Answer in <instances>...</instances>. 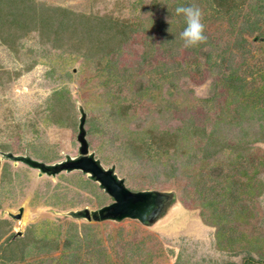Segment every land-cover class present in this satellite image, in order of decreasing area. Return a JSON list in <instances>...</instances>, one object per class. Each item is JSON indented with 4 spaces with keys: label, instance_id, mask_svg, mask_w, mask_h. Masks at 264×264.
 I'll return each instance as SVG.
<instances>
[{
    "label": "rangeland",
    "instance_id": "1",
    "mask_svg": "<svg viewBox=\"0 0 264 264\" xmlns=\"http://www.w3.org/2000/svg\"><path fill=\"white\" fill-rule=\"evenodd\" d=\"M34 1L64 8L69 21L90 17L97 41L114 33L92 51L79 29L0 39V244L15 232L24 243L9 264L264 259V121L245 100L264 74V0H225L228 10L218 0ZM188 4L201 10L206 36L192 47L179 39L184 19L175 13ZM231 71L235 91L224 82ZM82 113L89 153L104 168L133 191L170 192L152 223L73 217L112 198L79 170L39 175L3 155L45 164L78 156ZM151 129L177 140L159 146Z\"/></svg>",
    "mask_w": 264,
    "mask_h": 264
},
{
    "label": "trees",
    "instance_id": "2",
    "mask_svg": "<svg viewBox=\"0 0 264 264\" xmlns=\"http://www.w3.org/2000/svg\"><path fill=\"white\" fill-rule=\"evenodd\" d=\"M224 2L226 1L218 0L217 4L218 6L228 10L229 8L227 9L224 7ZM56 9L57 8H53L48 5H43L39 7L37 6L34 0H0L1 41L4 43H8L9 41H13V39L16 36H20V35L23 36L27 33V31H33L35 29H38L42 35L46 33L49 34L51 31L54 32L55 34L60 35L62 32L67 31L69 29H71L72 33H76V30L79 29L78 31L82 32L81 36L84 35L81 37V40H84L83 37L85 38V36H87L88 39L87 44H89L88 49L90 51L96 50L98 47L97 45L100 44L97 42H101V40H103V38H105L106 36H107L106 41H110L108 35L114 33V31H111V33H108L103 37L100 36L99 38L101 40L97 41V37L100 30H96V27L93 24L90 17L88 18L82 14L81 15L75 14V16L72 17L71 21H69V15H70L69 12H67L64 8L57 9L59 13L56 16L55 13H53V11L54 10L56 11ZM109 29H110L109 27L104 25V28L102 27L101 31L103 30L104 32H108ZM234 75H235V71L229 72V74H227L224 77L225 79L224 82L228 87L231 88V90L235 91L238 88L236 84L238 78H236ZM260 77L262 84L258 88V93H255L254 91H249L248 92L249 94L247 95L246 93L245 95L246 96L245 100L249 102L248 104H246V106L251 105V107L248 106L251 109L250 116L259 115L258 118H261V122H263L264 104L258 105L257 103L262 102V100L264 99V74H262ZM55 124L61 125V123H57V122ZM259 126L261 127L262 125L260 124ZM150 131L154 133V136H152V140H153L152 143H156L159 146H163L165 145V143L169 145L170 141L174 142V140H177L176 133L172 134V133L162 132L161 134L156 135L155 130L151 129ZM188 131H190L191 134H194L196 131H198V128L193 126ZM166 140H170V141L166 142ZM213 145L216 146L214 142ZM235 148H236L235 145L231 146V152L233 151L232 149ZM218 149L219 148H216V150H214L212 154L216 152ZM221 149L222 148H220L219 151ZM236 156L237 157L240 156V153H237ZM234 159L235 158H231L228 164L234 162L235 161ZM251 178L252 176H247L246 179L248 180ZM19 235H20L19 232H15L14 233L15 238H13L12 236V238H9L4 244H0V263L9 264L20 261L23 258L24 249L22 248V246L24 245V243L21 244V241L17 242L20 239ZM21 238H23V236H21ZM250 263L264 264V259L254 260L252 257H248L243 264H250Z\"/></svg>",
    "mask_w": 264,
    "mask_h": 264
},
{
    "label": "water",
    "instance_id": "3",
    "mask_svg": "<svg viewBox=\"0 0 264 264\" xmlns=\"http://www.w3.org/2000/svg\"><path fill=\"white\" fill-rule=\"evenodd\" d=\"M261 40L264 41V37ZM77 141L79 143L78 156L54 164H45L23 155H13L11 153H3V155L39 170V175L43 173L55 175L62 170H79L97 182L98 186L112 198V202L95 210L83 208L72 211L70 215L73 217L84 218L88 221L104 219L120 221L124 218H132L141 221L143 224H150L157 219L169 201L170 192L158 190L133 191L125 186L123 179L115 174L113 168H104L100 161L92 153H89L84 128V113L81 114L78 125ZM22 212L23 207L21 206L18 213L10 216L19 219Z\"/></svg>",
    "mask_w": 264,
    "mask_h": 264
},
{
    "label": "clouds",
    "instance_id": "4",
    "mask_svg": "<svg viewBox=\"0 0 264 264\" xmlns=\"http://www.w3.org/2000/svg\"><path fill=\"white\" fill-rule=\"evenodd\" d=\"M175 13L183 15L184 27L179 33V39L183 41L185 47H192L206 40L202 13L198 7L192 4L179 5L175 9Z\"/></svg>",
    "mask_w": 264,
    "mask_h": 264
},
{
    "label": "flooded vegetation",
    "instance_id": "5",
    "mask_svg": "<svg viewBox=\"0 0 264 264\" xmlns=\"http://www.w3.org/2000/svg\"><path fill=\"white\" fill-rule=\"evenodd\" d=\"M164 208H165V206H164ZM165 209H166V208H165ZM165 209H164V210H165Z\"/></svg>",
    "mask_w": 264,
    "mask_h": 264
}]
</instances>
